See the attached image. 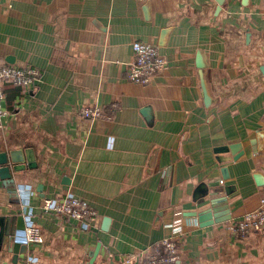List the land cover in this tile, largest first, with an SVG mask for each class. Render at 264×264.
Here are the masks:
<instances>
[{"label": "crops", "instance_id": "0c3cea01", "mask_svg": "<svg viewBox=\"0 0 264 264\" xmlns=\"http://www.w3.org/2000/svg\"><path fill=\"white\" fill-rule=\"evenodd\" d=\"M136 39L165 59L146 83L127 77ZM0 63L38 71L3 87L0 152L24 168L0 186V264H141L167 236L176 264H264V228L228 229L264 200V0H0ZM64 193L89 228L43 210ZM218 198L229 218L202 224ZM26 216L42 242L15 238Z\"/></svg>", "mask_w": 264, "mask_h": 264}, {"label": "built area", "instance_id": "2783aa9c", "mask_svg": "<svg viewBox=\"0 0 264 264\" xmlns=\"http://www.w3.org/2000/svg\"><path fill=\"white\" fill-rule=\"evenodd\" d=\"M133 59L128 66L127 77L131 81L140 83L148 82L151 77L160 70L165 59L161 56L156 45L133 40L131 43ZM38 74L36 68L29 65H12L0 63V122L6 113L2 105L4 98V83L11 82L21 85L24 88L30 87ZM80 113L88 118H102L104 114L98 107H82ZM222 182V180H220ZM42 208L46 211H53L61 215L76 219L83 229L89 228V222L95 215L94 209L84 200L71 193L63 195L44 197ZM264 228V200L261 199L259 206L244 212L238 219L228 225L231 233L248 234L261 231ZM15 238L23 243H40L42 236L39 228L27 216L22 230L18 231ZM178 259L177 247L172 237L161 238L145 255L141 264H176ZM16 264H39L38 259L33 255H27Z\"/></svg>", "mask_w": 264, "mask_h": 264}, {"label": "water", "instance_id": "95a60500", "mask_svg": "<svg viewBox=\"0 0 264 264\" xmlns=\"http://www.w3.org/2000/svg\"><path fill=\"white\" fill-rule=\"evenodd\" d=\"M218 3H221L223 0H216ZM242 4H246L247 0H241ZM260 70L264 75V65L260 66ZM200 77H201V85H202V91L204 96V102L208 101V97L205 92V87L202 82V71H200ZM145 110V109H144ZM226 148H229L227 146ZM225 148V149H226ZM26 158H28L27 152H26ZM22 160L21 155L18 152H11L9 155L0 152V186L4 187H10V185L13 184L14 180V172L20 171L24 168V164L20 162ZM223 172L226 171L225 167L222 169ZM226 174V172H225ZM226 177V176H223ZM256 182H259L261 180V177L258 173L254 175ZM37 189L40 191V186L37 187ZM227 192V188H224ZM222 198H218L216 200H210L209 201V207H206L198 214V219L202 222V224H208L213 221H221L229 218V214L224 215L223 217H216V207L215 203H218L219 201H222ZM226 209V208H225ZM215 211V212H214ZM211 214V218L207 220L206 217ZM11 226V222L8 218L3 217L0 215V245L4 244L5 236ZM98 251V243L96 244L94 250L91 253V256H94ZM124 264H131V263H124Z\"/></svg>", "mask_w": 264, "mask_h": 264}]
</instances>
